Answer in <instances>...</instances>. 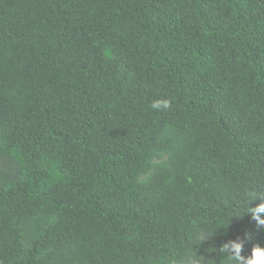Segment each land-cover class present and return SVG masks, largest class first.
Returning <instances> with one entry per match:
<instances>
[{
    "label": "trees",
    "instance_id": "obj_1",
    "mask_svg": "<svg viewBox=\"0 0 264 264\" xmlns=\"http://www.w3.org/2000/svg\"><path fill=\"white\" fill-rule=\"evenodd\" d=\"M256 193L264 0H0V264H229Z\"/></svg>",
    "mask_w": 264,
    "mask_h": 264
},
{
    "label": "clouds",
    "instance_id": "obj_2",
    "mask_svg": "<svg viewBox=\"0 0 264 264\" xmlns=\"http://www.w3.org/2000/svg\"><path fill=\"white\" fill-rule=\"evenodd\" d=\"M151 107L153 109H161L169 107L167 101L155 100L152 102ZM259 201L255 206H251V202ZM246 214L249 215L251 221L255 222L257 229L264 227V193H256L253 198L248 202V206L245 210ZM247 239H251L246 234ZM244 243L243 241L229 240L223 243L219 251L225 254L229 264H264V247L259 244H255L252 247L251 254L248 256L242 255Z\"/></svg>",
    "mask_w": 264,
    "mask_h": 264
}]
</instances>
